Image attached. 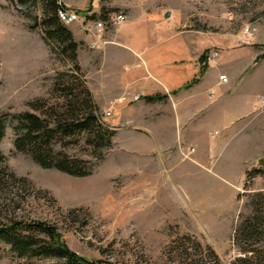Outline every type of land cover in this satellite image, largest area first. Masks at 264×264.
<instances>
[{
    "label": "rangeland",
    "instance_id": "obj_1",
    "mask_svg": "<svg viewBox=\"0 0 264 264\" xmlns=\"http://www.w3.org/2000/svg\"><path fill=\"white\" fill-rule=\"evenodd\" d=\"M17 1L0 0V169L9 181L0 223L46 222L69 250L101 264H242L243 249L254 251L250 264H264V206L260 235L235 237L264 192V0H58L80 18L64 24L79 43L75 61L45 35L40 2ZM92 20L103 24L95 37L83 30ZM141 58L152 77L166 86L177 78L191 96L181 127L156 130L167 97L152 107L120 93L149 76L135 66ZM77 95L94 107L96 124L51 146L88 175L43 169L14 152L13 115L71 122L80 117L68 105ZM253 169L261 173L246 180ZM11 175L24 185L12 186ZM55 262L20 258L0 243V264Z\"/></svg>",
    "mask_w": 264,
    "mask_h": 264
},
{
    "label": "trees",
    "instance_id": "obj_2",
    "mask_svg": "<svg viewBox=\"0 0 264 264\" xmlns=\"http://www.w3.org/2000/svg\"><path fill=\"white\" fill-rule=\"evenodd\" d=\"M13 2L14 0H7ZM39 1L43 9L42 25L46 28L45 35L50 40L61 48L62 52L75 61L76 51L79 46L71 32L58 20L60 8H65L59 5L58 0H18L17 2L23 4L25 2ZM92 0L89 1V6ZM91 18V17H89ZM200 68L206 71V56L199 58ZM198 81L195 79V82ZM87 96V95H86ZM88 97V96H87ZM78 98V99H77ZM163 98L160 95L143 97L145 101L153 102ZM69 108L79 113L75 115L77 118L68 122L67 119L55 118L53 124L48 123L47 119L41 118L29 112L18 113L12 116V123L10 128L15 134L13 141L14 152L22 153L31 158V160L43 169H54L63 172L70 176L83 177L90 172L83 167V162L77 159H69L62 153H55L52 150V141L54 139H64L75 133L90 131L91 127L96 124V117L92 115L93 106L89 100L80 101L79 95L74 97V100L68 101ZM84 110V111H83ZM82 111V112H81ZM7 125L5 121L0 119V142L5 135ZM114 132V131H113ZM114 133H109L106 138L107 143ZM4 161L0 155V162ZM0 169V192L6 189V184L9 182L7 176H4ZM261 173L259 169H253L246 173V180L254 178ZM10 182L13 185H24L25 180L14 179L9 176ZM17 180V181H16ZM1 194V193H0ZM264 196V192L255 194L252 202L254 207H257L252 217L244 218L241 225L235 230V237L243 238L248 241L249 238L259 236V221L262 219L264 206V199H256ZM256 199V201H254ZM0 243L9 246L10 250L20 258L29 259H56L57 262L52 264H101L100 261H89L86 258L77 255L69 250L61 236L56 230L43 221H8L7 223H0ZM245 254L253 256L252 249H243ZM247 255L240 259L242 264H250L253 257Z\"/></svg>",
    "mask_w": 264,
    "mask_h": 264
},
{
    "label": "crops",
    "instance_id": "obj_3",
    "mask_svg": "<svg viewBox=\"0 0 264 264\" xmlns=\"http://www.w3.org/2000/svg\"><path fill=\"white\" fill-rule=\"evenodd\" d=\"M147 51H148V48L140 50V52L138 53L135 52L134 56L135 58L139 59L140 55L145 54ZM131 58L133 59L134 57L131 55ZM135 66L142 67L147 74L150 72L148 70L149 68H148L147 62L142 58H141L140 63L135 61ZM150 68H155V67L151 66ZM142 78H144L145 80L140 81V83H137V84L136 83L134 84L135 81L126 82L124 85L123 91L120 93L133 96V99L134 97L137 96L140 100H143V101H145L143 97H146V96L160 95V96H164V98L167 97L165 98L167 100V104L165 105L166 108L164 109L166 114L164 118L157 119L156 130L158 132L160 131L163 133L164 131L166 132L168 128H166L165 126L169 125V123L174 128L176 127L179 128L182 125H184L186 121L185 117L188 114L189 108L191 106V101H190L191 96L188 93H186L185 89H182L183 84L179 83L177 81V78H175L173 81L163 80L167 83V86H166V84H164L162 81H159L158 79L152 77L150 73H149V76L144 75ZM202 80L203 79L198 80L199 82L198 84L195 85V87L200 86L202 83ZM193 100H194V104L199 105L201 103V96L193 95ZM145 102L153 104L152 107L161 106L159 104L160 102H158L157 100L153 102H148V101H145ZM122 104H125V103H122ZM170 112H172L173 121L167 122L168 116L171 115Z\"/></svg>",
    "mask_w": 264,
    "mask_h": 264
},
{
    "label": "built area",
    "instance_id": "obj_4",
    "mask_svg": "<svg viewBox=\"0 0 264 264\" xmlns=\"http://www.w3.org/2000/svg\"><path fill=\"white\" fill-rule=\"evenodd\" d=\"M60 10L63 11V16H64V19L66 20V24H72V23H75V22H78L80 21V18H79V15L76 13V12H73V11H69L65 8H60ZM122 20H124V16L123 15H117L116 18H115V22H122ZM103 29V24L100 23V22H95L93 21V24H91L89 26H84L83 27V30L85 32H88L89 35H92L93 37H95V34L93 33H96V32H100L102 31ZM95 45H92L91 48H94ZM223 80L224 77H220V80ZM107 116H110V113H107L106 114Z\"/></svg>",
    "mask_w": 264,
    "mask_h": 264
},
{
    "label": "bare ground",
    "instance_id": "obj_5",
    "mask_svg": "<svg viewBox=\"0 0 264 264\" xmlns=\"http://www.w3.org/2000/svg\"><path fill=\"white\" fill-rule=\"evenodd\" d=\"M58 19H59V21L63 22V24H66V20L64 19L62 10L59 11V13H58Z\"/></svg>",
    "mask_w": 264,
    "mask_h": 264
}]
</instances>
